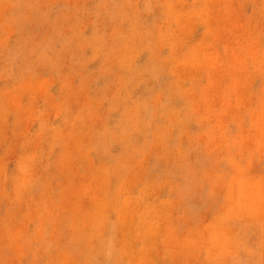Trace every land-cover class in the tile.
Here are the masks:
<instances>
[{
  "label": "rangeland",
  "instance_id": "1",
  "mask_svg": "<svg viewBox=\"0 0 264 264\" xmlns=\"http://www.w3.org/2000/svg\"><path fill=\"white\" fill-rule=\"evenodd\" d=\"M0 264H264V0H0Z\"/></svg>",
  "mask_w": 264,
  "mask_h": 264
}]
</instances>
